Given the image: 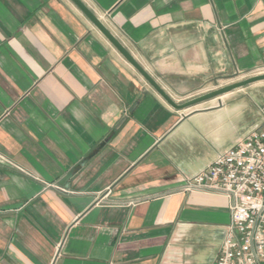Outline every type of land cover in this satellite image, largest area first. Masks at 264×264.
<instances>
[{"label": "crops", "instance_id": "1", "mask_svg": "<svg viewBox=\"0 0 264 264\" xmlns=\"http://www.w3.org/2000/svg\"><path fill=\"white\" fill-rule=\"evenodd\" d=\"M81 1L176 103L264 71V0ZM262 104L174 110L70 0H0V264H214L228 202L181 186Z\"/></svg>", "mask_w": 264, "mask_h": 264}, {"label": "built area", "instance_id": "2", "mask_svg": "<svg viewBox=\"0 0 264 264\" xmlns=\"http://www.w3.org/2000/svg\"><path fill=\"white\" fill-rule=\"evenodd\" d=\"M261 115L259 127L181 186L184 193L219 194L228 202L230 221L214 264H264V107Z\"/></svg>", "mask_w": 264, "mask_h": 264}, {"label": "water", "instance_id": "3", "mask_svg": "<svg viewBox=\"0 0 264 264\" xmlns=\"http://www.w3.org/2000/svg\"><path fill=\"white\" fill-rule=\"evenodd\" d=\"M81 13L92 23L101 35L114 47V49L128 62L142 78L158 93V95L174 110L181 111L194 107L205 101L219 98L232 91L245 88L258 82H264V73L252 75L240 81L225 85L208 93L189 99L183 103H176L171 97L150 77V75L139 65L126 48L114 37L100 19L81 1L70 0ZM221 103H218V106ZM186 117V116H184ZM183 117V118H184Z\"/></svg>", "mask_w": 264, "mask_h": 264}, {"label": "rangeland", "instance_id": "4", "mask_svg": "<svg viewBox=\"0 0 264 264\" xmlns=\"http://www.w3.org/2000/svg\"><path fill=\"white\" fill-rule=\"evenodd\" d=\"M262 72V71H261ZM252 75H257V73H253V74H250L248 76H244V77H233L231 80H225L223 82H226V84H231V83H234V82H237V81H240L242 79H245L247 77H250ZM248 89H254L257 91V94L259 96H262L264 98V82H258V83H255V84H252L250 86H247ZM244 92H238L236 95H239L240 97H244L245 95L243 94ZM264 107V104H262L261 106H259V113L261 114V110L263 109Z\"/></svg>", "mask_w": 264, "mask_h": 264}]
</instances>
